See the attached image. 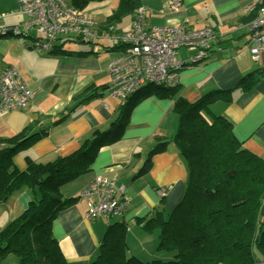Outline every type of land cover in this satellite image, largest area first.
I'll return each instance as SVG.
<instances>
[{
  "label": "crops",
  "instance_id": "1",
  "mask_svg": "<svg viewBox=\"0 0 264 264\" xmlns=\"http://www.w3.org/2000/svg\"><path fill=\"white\" fill-rule=\"evenodd\" d=\"M171 1L140 0L151 26L212 27L217 40L197 62H190L197 48H180L178 56L187 64L180 73L179 83L166 86L174 88L172 97L157 93L156 84L144 86L142 90L150 94L132 108L122 132L111 128L112 121L119 116L122 100L110 96L106 88L110 80L109 62L120 52L117 41L101 38L95 44L65 45L89 51L81 56L38 50L33 46L34 30L30 32L24 27L29 18L20 11L18 1L0 0V28L16 26L27 32L0 38V44L6 45L0 55V71L8 66L16 67L34 94L26 107L0 114V137L12 136L26 126L31 133L45 132L14 155L16 167L26 169L27 158L47 162L67 157L80 150L94 130L121 135L101 145L88 164V171L61 186L63 196L75 201L58 213L52 230L68 264H90L97 257L109 226L117 222L127 224L129 252L135 246L140 251L134 254L142 260L161 257L158 229L145 230L143 221L158 210H164L166 217L179 204L186 189L189 171L171 141L179 125L175 112L179 98L195 102L217 92L221 99L211 101L209 111L229 120L242 146L264 161V57L262 60L252 57L247 28L241 25L248 21L244 10L250 0H183L176 9ZM119 2L93 1L86 13L95 14L99 22L107 24ZM132 21L133 14H129L116 25L126 30L131 28ZM21 35L24 38H20ZM251 71H257L259 79L252 86L243 87L241 81ZM159 139L169 140L166 149L153 154L151 169L139 174ZM96 175L106 176L124 187L128 198L124 215L87 217V201L81 193ZM160 190L165 191L164 196ZM34 192L26 186L0 203V230L28 207ZM262 200L261 214H264V193Z\"/></svg>",
  "mask_w": 264,
  "mask_h": 264
},
{
  "label": "trees",
  "instance_id": "2",
  "mask_svg": "<svg viewBox=\"0 0 264 264\" xmlns=\"http://www.w3.org/2000/svg\"><path fill=\"white\" fill-rule=\"evenodd\" d=\"M66 1L87 12L91 2L102 0ZM139 6L140 0H120L107 24L99 22L101 28L108 24L117 27V22L134 14ZM251 18L248 16V20ZM10 33L13 32H0V38ZM13 34L26 35L27 32ZM67 41L85 42L60 37L47 52L80 56L89 53L88 50L65 47ZM97 41L88 42L95 44ZM117 43L121 51L122 46ZM257 71L245 74L241 81L243 87L256 83L259 79ZM155 89L159 94L172 97L174 88L155 86ZM141 90L121 101L120 113L112 121V129L119 128L123 132L132 108L150 94ZM216 93L211 92L195 102L179 98L175 103L179 125L171 141L189 171L186 189L179 204L166 217L164 210H158L143 221L145 230L158 229V249L166 252L169 259L159 257L144 261L137 255H129L127 224L117 222L109 226L98 255L90 264L264 263V214H261L264 161L242 146L229 120L209 111L210 102L221 99ZM44 133H31L30 127L26 126L12 136L0 137V203L6 202L23 187L29 186L35 191L28 207L0 230V262L7 255L15 254L17 264H68L52 230L58 213L75 201V198L63 196L61 186L88 171V164L101 145L121 136L120 133L109 135L94 130L77 152L47 162L27 158V168L18 169L13 161L14 155ZM168 142L159 139L139 174L151 169L152 155L165 150Z\"/></svg>",
  "mask_w": 264,
  "mask_h": 264
},
{
  "label": "built area",
  "instance_id": "3",
  "mask_svg": "<svg viewBox=\"0 0 264 264\" xmlns=\"http://www.w3.org/2000/svg\"><path fill=\"white\" fill-rule=\"evenodd\" d=\"M17 1L20 11L28 15L24 27L34 30L33 46L38 50L48 51L60 37L78 38L85 42L101 38L118 41L122 49L109 63L107 91L119 100L148 84L177 85L180 73L187 64L178 56L179 49L197 48L198 52L190 57V62H197L208 54L217 40L212 27L151 26L144 6L136 9L131 28L124 30L115 25L101 28L95 16L80 11L66 0ZM182 1L172 0L171 6L180 8ZM244 12L252 16L245 25L249 50L255 60H262L264 0H250ZM0 32L20 33L22 29L5 26L0 28ZM33 96L16 67L9 66L0 72V114L26 107ZM160 194L164 196L165 191L160 190ZM81 196L87 201L86 215L91 219L103 214L124 215L127 209L128 198L124 195V187L103 175H96Z\"/></svg>",
  "mask_w": 264,
  "mask_h": 264
},
{
  "label": "rangeland",
  "instance_id": "4",
  "mask_svg": "<svg viewBox=\"0 0 264 264\" xmlns=\"http://www.w3.org/2000/svg\"><path fill=\"white\" fill-rule=\"evenodd\" d=\"M92 15H94L95 16V14H93V13H91ZM96 17V16H95ZM98 20V19H97ZM99 21V20H98ZM249 21V20H248ZM247 21V22H248ZM246 22V23H247ZM241 25H246V24H243V23H241ZM109 26V24L106 26V28ZM22 29V28H21ZM22 31H23V29H22ZM30 32H32V30H29ZM11 38H14V37H11ZM20 38H24V37H22V35L20 36ZM5 43H3V44H0V55L2 54V53H4V48H6V45H4ZM88 43H77V42H73V41H67L66 43H65V45H67V46H75V45H77V46H83V45H87ZM89 45V44H88ZM0 63H2L1 61H0ZM110 63V62H109ZM1 65V64H0ZM109 66V65H108ZM109 70V69H108ZM156 86H161V85H157L156 84ZM8 112V111H7ZM132 252L130 251L129 252V255H135L134 254V251H140L139 249L140 248H136L135 246H133L132 247ZM161 257L164 259V258H166V259H169V257L170 256H168L167 255V253L166 252H164V251H162V254H161ZM161 258V259H162ZM143 259V258H142ZM153 258H149V259H144V261H150V260H152ZM18 263V259H17V256L15 255V254H10V255H7L1 262H0V264H17Z\"/></svg>",
  "mask_w": 264,
  "mask_h": 264
}]
</instances>
